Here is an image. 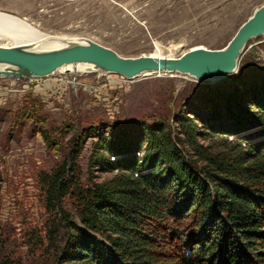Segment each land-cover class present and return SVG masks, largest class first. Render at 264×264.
Here are the masks:
<instances>
[{
  "label": "rangeland",
  "instance_id": "1",
  "mask_svg": "<svg viewBox=\"0 0 264 264\" xmlns=\"http://www.w3.org/2000/svg\"><path fill=\"white\" fill-rule=\"evenodd\" d=\"M263 3L0 0V13L25 20L35 33L65 38L61 46L93 40L123 56H177L195 46L224 47ZM6 26L0 24V44L18 45V36L6 34L12 31ZM35 46L29 47L49 49ZM240 67L247 72L248 82L257 78L253 76L256 70L264 71V35L248 42ZM238 73L214 82L175 73L129 80L99 70L57 72L31 84L0 77V87L10 90L0 92V261L57 264L49 231L58 218L47 206L43 177L61 167L73 139L82 140L77 164L85 186L112 176L93 160L101 136L109 146L113 137L115 142L119 137L136 139L146 134L144 125L160 121L176 134L179 116L188 115L199 126V140L207 144L202 135L214 123L212 104L220 103L219 96L231 91L229 85ZM63 202L77 220L72 200L67 197Z\"/></svg>",
  "mask_w": 264,
  "mask_h": 264
},
{
  "label": "trees",
  "instance_id": "2",
  "mask_svg": "<svg viewBox=\"0 0 264 264\" xmlns=\"http://www.w3.org/2000/svg\"><path fill=\"white\" fill-rule=\"evenodd\" d=\"M263 72L248 82L240 70L212 104L207 144L188 115L176 134L160 121L109 146L101 136L93 160L112 173L105 181L81 183L82 140L73 139L61 167L43 177L58 218L49 231L57 264H264Z\"/></svg>",
  "mask_w": 264,
  "mask_h": 264
},
{
  "label": "water",
  "instance_id": "3",
  "mask_svg": "<svg viewBox=\"0 0 264 264\" xmlns=\"http://www.w3.org/2000/svg\"><path fill=\"white\" fill-rule=\"evenodd\" d=\"M262 35L264 3L241 24L224 47H192L177 56H123L93 40L76 41L51 50L0 44V77L40 80L54 74L62 66L88 63L99 71L115 73L129 80L175 73L214 82L236 73L248 42Z\"/></svg>",
  "mask_w": 264,
  "mask_h": 264
},
{
  "label": "bare ground",
  "instance_id": "4",
  "mask_svg": "<svg viewBox=\"0 0 264 264\" xmlns=\"http://www.w3.org/2000/svg\"><path fill=\"white\" fill-rule=\"evenodd\" d=\"M0 24H7L6 29H11V32H8L6 34L10 35H17L18 36V45L21 44H30V45H22V46H27L31 47V45H36L35 47H48L49 49H37V48H30L34 50H51V49H56L60 48L66 45L61 46V43L65 38L59 37V36H50L48 34H42L40 32H33L31 27L29 26L28 23H26L25 20L14 17V16H9L7 14L0 13ZM70 43V42H69ZM71 44V43H70ZM199 47V46H195ZM152 54V53H150ZM164 56V55H161ZM241 61V60H240ZM1 68V66H0ZM241 67L238 69L240 71ZM98 69H95L94 65L88 64V63H79V64H70V65H65L60 67L58 70L54 72H77V71H83V72H91V71H96ZM158 75V74H157ZM186 75L187 74H182ZM191 77V76H190Z\"/></svg>",
  "mask_w": 264,
  "mask_h": 264
},
{
  "label": "built area",
  "instance_id": "5",
  "mask_svg": "<svg viewBox=\"0 0 264 264\" xmlns=\"http://www.w3.org/2000/svg\"><path fill=\"white\" fill-rule=\"evenodd\" d=\"M15 80H17V81H25L24 83H27V84H31V83H33L34 81H38V80H20V79H15ZM3 90H7L8 92L10 91L8 88H4V89H2L1 87H0V92L1 91H3ZM139 155L141 154V153H138ZM137 175V174H136Z\"/></svg>",
  "mask_w": 264,
  "mask_h": 264
}]
</instances>
